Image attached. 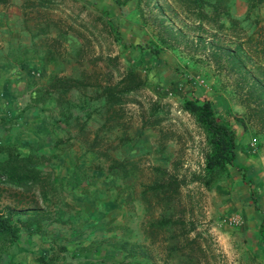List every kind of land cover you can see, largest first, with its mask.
Segmentation results:
<instances>
[{"label": "rangeland", "instance_id": "374dc122", "mask_svg": "<svg viewBox=\"0 0 264 264\" xmlns=\"http://www.w3.org/2000/svg\"><path fill=\"white\" fill-rule=\"evenodd\" d=\"M98 1L49 0L45 15L59 33L56 39L48 35L44 44L59 52L73 48L69 56L75 61L68 63L67 57L62 75L84 78L89 85L78 88L89 96L97 97L90 85L93 82L115 83L129 70L138 75L139 86L108 109L114 116L107 125L110 129L121 125L124 131L122 140L116 142L114 137L106 144L110 151L120 148L125 162L121 174L129 177L126 186L137 200L129 205L125 219L114 223L103 241L95 244L103 247L104 241H109L103 261L188 264L181 251L184 237L196 235L204 252L198 250L196 264H264L258 232L264 217L263 66L257 65L258 73L246 54L236 53L235 58L227 59L222 49L215 53L217 43L209 44V36L198 43L195 31L184 25L183 14L165 0H105L131 3L134 13L126 19L120 15L122 10H102ZM148 51L159 61L146 59ZM185 98L209 99L216 113L229 109L245 120V129L238 131L233 164L205 169L209 135L195 113L183 107ZM97 103L99 119L106 110L100 99ZM150 184L162 187L143 196ZM11 193L13 190L2 192L0 205H16ZM37 195L19 193L18 216L36 208L58 216L57 222L64 228L72 215L61 219L63 211L55 213L50 203L40 201ZM67 200L61 194L59 205L71 209ZM162 216L170 222L153 233L146 232L147 225ZM75 231L71 232L73 243L78 236V229ZM172 232L179 239L170 255L166 246ZM85 250L96 247L89 244ZM2 252L0 262L4 263L8 248ZM66 253L62 260L72 258Z\"/></svg>", "mask_w": 264, "mask_h": 264}, {"label": "crops", "instance_id": "0c3cea01", "mask_svg": "<svg viewBox=\"0 0 264 264\" xmlns=\"http://www.w3.org/2000/svg\"><path fill=\"white\" fill-rule=\"evenodd\" d=\"M225 3L232 16L256 17L264 24V0H225ZM98 4L112 13L122 10L120 15L124 19L134 13L133 5L127 1L122 4L100 0ZM46 10L45 6L28 7L25 0H0V143L14 144L22 152L49 156L43 166L49 170L58 197L64 194L74 206L69 203V209L59 205L55 196L46 202L55 213L63 211L61 219L71 215L72 219L66 220L61 228L59 217L48 213L49 217L39 224L23 227L18 238L8 245L4 263L12 260L17 264H96L106 258L104 247L109 241L105 240L103 247L96 243L103 241L104 233L114 223L125 219L129 205L137 200L126 186L129 177H122L119 169L120 148L110 151L106 144L114 137L116 142L122 140L124 130L121 125L114 129L107 125L114 115L103 96H89L78 87H49L55 76H64L67 57L68 63L75 61V57L69 56L73 48L59 52L44 44L49 36L56 39L59 33V28L51 25V19L45 15ZM136 25L139 29V24ZM145 58L159 61L149 51ZM97 99L106 110L101 111L99 119ZM32 211L17 217L25 219ZM75 228L78 236L73 243L71 232ZM59 229L65 232L60 233ZM89 244L96 250L83 251ZM61 252H68L69 256L71 252L79 253L62 260ZM38 256H42V263L38 262Z\"/></svg>", "mask_w": 264, "mask_h": 264}, {"label": "trees", "instance_id": "16d2710c", "mask_svg": "<svg viewBox=\"0 0 264 264\" xmlns=\"http://www.w3.org/2000/svg\"><path fill=\"white\" fill-rule=\"evenodd\" d=\"M25 1L28 7L35 5L48 7L49 4V0ZM169 1L165 0V3L175 6L183 14L184 18L182 21L184 25L195 31L198 43L205 36H209L211 39L209 44L217 43L216 48L213 46L215 48L214 52L217 53L218 49H222L227 55V59L235 58L236 53L246 54L248 58L253 60L254 67H257L256 71L258 73L262 69L261 73H263L264 78V24L259 23L256 17L249 18L246 15L243 18H237L232 16L226 7L225 0ZM243 22L246 24H243ZM257 65H262L263 67L260 69ZM136 78H138L137 73L129 70L115 83L97 81L90 85L99 89L97 90V97L103 96L105 103L111 107L121 102V97L124 93L139 86ZM88 83L84 78L55 76L49 87L68 89L70 87L89 85ZM183 107L195 113L197 120L205 126L209 135L210 151L205 156V169L213 171L217 168L226 167L227 163L233 164L238 131L245 129V120L232 113L229 109L216 113L209 99L198 102L194 98H185ZM48 160L49 156L46 154L26 153L20 151L14 144L0 143V199L2 192L7 190H13L10 195L16 197V205H11L10 203L0 205V254L18 238L19 232L23 227H30L33 223L39 224L41 219L49 217L48 212H43L42 210L40 212L33 208L32 213L23 219L17 217L19 212L16 210L17 206L22 204L19 193L37 192V197L43 202H46L52 196L58 197L57 189L49 170L43 166ZM124 163V161H120L119 169H125ZM238 167L241 169L245 168L244 165H239ZM160 187H162V184H150L142 192V195L145 196L148 190L156 192ZM169 222L166 217L162 216L157 220L151 221L146 227V232L153 233L155 228L164 227ZM258 232L264 246V217L259 223ZM178 239V234L173 232L170 234L166 246L167 254L172 253L173 249H175V243ZM184 239L186 244L182 246L181 251L187 256L188 264H196L199 256L198 250L204 253L201 242L196 235L191 237L186 235ZM61 250H65V248H61ZM78 253L71 252V256H76ZM37 260L42 263V256H38ZM124 263L150 264L147 261H126ZM0 264L17 263L10 260L6 263L0 262ZM96 264L108 263L100 261Z\"/></svg>", "mask_w": 264, "mask_h": 264}, {"label": "built area", "instance_id": "2783aa9c", "mask_svg": "<svg viewBox=\"0 0 264 264\" xmlns=\"http://www.w3.org/2000/svg\"><path fill=\"white\" fill-rule=\"evenodd\" d=\"M253 144V142H251Z\"/></svg>", "mask_w": 264, "mask_h": 264}]
</instances>
